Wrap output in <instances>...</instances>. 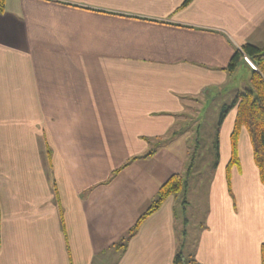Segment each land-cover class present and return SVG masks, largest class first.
<instances>
[{
    "label": "crops",
    "instance_id": "obj_1",
    "mask_svg": "<svg viewBox=\"0 0 264 264\" xmlns=\"http://www.w3.org/2000/svg\"><path fill=\"white\" fill-rule=\"evenodd\" d=\"M185 1L6 0L0 264H175L181 246L201 264H261L251 139L243 128L228 172L236 108L219 123L251 87L255 70L228 67L237 49L264 46V0ZM208 139L218 154L205 221L188 232L187 190L121 248Z\"/></svg>",
    "mask_w": 264,
    "mask_h": 264
},
{
    "label": "trees",
    "instance_id": "obj_2",
    "mask_svg": "<svg viewBox=\"0 0 264 264\" xmlns=\"http://www.w3.org/2000/svg\"><path fill=\"white\" fill-rule=\"evenodd\" d=\"M192 1L193 0H186L184 6L190 4ZM5 6L6 0H0V13L5 11ZM244 55H247L252 59L258 70L253 71L251 87L247 91L239 94L230 107L227 106L226 109H224L219 124H222L225 114L229 110L236 108L237 114L235 126L231 135L232 159L227 171L230 172L231 167L235 163H239V137L241 130L245 128L251 139L253 146V157L259 170L260 180L264 185V46L260 47L252 44H246L240 49H237L230 61L228 70L231 72L235 71L237 67L244 61ZM195 161L196 153H194L190 159L184 175L174 174L162 184L155 201L151 204L148 210L141 215L137 224L130 230L127 237L123 238V242L120 245L121 248L126 246L128 240L137 233L141 224L150 215L156 212L170 196L183 194L188 190L189 179L195 168ZM175 264L201 263H199L194 256H186L181 246L175 258ZM261 264H264V244L261 247Z\"/></svg>",
    "mask_w": 264,
    "mask_h": 264
},
{
    "label": "rangeland",
    "instance_id": "obj_3",
    "mask_svg": "<svg viewBox=\"0 0 264 264\" xmlns=\"http://www.w3.org/2000/svg\"><path fill=\"white\" fill-rule=\"evenodd\" d=\"M217 105V102L213 104L211 116H214V110L216 109ZM211 132H213V129ZM211 136H213L212 133L210 134V137ZM213 143L214 141L212 139L204 140V147L201 146V149L198 150L195 168L190 176V185L186 199L188 202L186 215L190 220L189 227H187L188 232L190 230L191 233L194 231V229L196 230L198 222H204L207 216V199L209 196L208 192L211 186V180L216 171L215 162L217 161V158L215 157V154H217V149ZM195 147L196 144L194 143L190 151L191 158L194 153H197Z\"/></svg>",
    "mask_w": 264,
    "mask_h": 264
},
{
    "label": "built area",
    "instance_id": "obj_4",
    "mask_svg": "<svg viewBox=\"0 0 264 264\" xmlns=\"http://www.w3.org/2000/svg\"><path fill=\"white\" fill-rule=\"evenodd\" d=\"M244 61H245L246 64L249 65V67H250L251 69H253V70H255V71L258 70L256 64L252 61V59H251L249 56L244 55Z\"/></svg>",
    "mask_w": 264,
    "mask_h": 264
}]
</instances>
